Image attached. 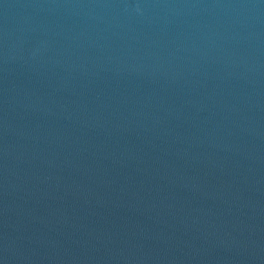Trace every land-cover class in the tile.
<instances>
[{
  "label": "water",
  "instance_id": "water-1",
  "mask_svg": "<svg viewBox=\"0 0 264 264\" xmlns=\"http://www.w3.org/2000/svg\"><path fill=\"white\" fill-rule=\"evenodd\" d=\"M0 264H264V0H0Z\"/></svg>",
  "mask_w": 264,
  "mask_h": 264
}]
</instances>
